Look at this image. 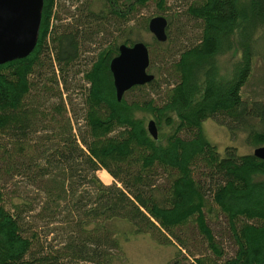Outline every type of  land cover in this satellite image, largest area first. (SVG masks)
I'll use <instances>...</instances> for the list:
<instances>
[{
	"label": "trees",
	"instance_id": "16d2710c",
	"mask_svg": "<svg viewBox=\"0 0 264 264\" xmlns=\"http://www.w3.org/2000/svg\"><path fill=\"white\" fill-rule=\"evenodd\" d=\"M72 1L64 22L60 0H43L33 51L0 65V264H112L126 236L117 223L173 245L171 264H264V160L235 147L218 152L202 127L214 120L231 136L264 145V99L242 95L254 61L264 66V0H189L166 18L167 41L148 44L134 14L148 3L163 12L167 0ZM181 19L197 36L176 48L170 27ZM104 26L122 40L93 50L81 71L79 115L63 92ZM137 42L147 46L155 78L117 101L109 64L121 44ZM155 52L171 57L164 85ZM234 52L225 78L219 58ZM145 90L157 97L125 100ZM100 170L111 185L97 177ZM218 217L235 246L231 257L223 258L207 223ZM53 224L55 245L48 240ZM191 224L213 257L190 251L177 234Z\"/></svg>",
	"mask_w": 264,
	"mask_h": 264
},
{
	"label": "rangeland",
	"instance_id": "374dc122",
	"mask_svg": "<svg viewBox=\"0 0 264 264\" xmlns=\"http://www.w3.org/2000/svg\"><path fill=\"white\" fill-rule=\"evenodd\" d=\"M81 1H92V0H78ZM127 1V0H121ZM189 0H167L165 10L159 11L157 5L155 3H148L145 7L140 8L134 14L133 21L134 25H138V29L140 31V39L142 42L148 44L153 41V36L149 33V31L144 30L142 27L143 22L145 20H150L156 16H162L168 18V16L173 15L175 12L183 9ZM60 8H57L60 19H63L66 22V18L72 13L74 7H72V0H60ZM130 25H133L131 23ZM103 33L96 38V41L100 44H97L96 47L91 46L90 49H87L84 53V60L78 64L74 70H79V74L76 75L73 79L71 77V83L69 85V91L66 93L63 92V99L69 103H72V108L80 115L82 109L84 88L86 84L82 81V73L81 71L87 69L89 67V62L92 59H95L96 55L93 50L98 47L107 49L108 47H113L115 43H120L122 40L120 38V32H116L115 28L112 26H104ZM171 32V40L174 41L176 48L178 47V43H188L193 41L197 32L195 27L192 24H187L184 19L175 20L172 22L170 27ZM100 45V46H99ZM94 47V48H93ZM152 57L149 54V59ZM174 55L172 56V58ZM171 57H165L162 53L155 52L153 54V66L156 69H160L162 73V77H159V82L163 84L164 80L168 79V75L166 72V67L168 65V61H170ZM237 59L236 53H229L225 56L219 58V67L220 73L223 77L229 78L231 68L235 60ZM149 73L154 74L156 70H148ZM164 85V84H163ZM148 91H132L125 95V100L128 102L131 101H141L142 99L157 97V96H149L146 97ZM149 93V92H148ZM243 97L256 98V99H264V66L259 62V60H255L253 63L252 76L247 83V85L242 90ZM69 100V101H68ZM70 108V105H68ZM72 115V112L70 113ZM203 132L208 139V141L213 144L218 152H222L225 148L235 147L239 154H251L253 153L254 147L245 143L244 136L240 133H237L235 136H231L229 132L221 125L217 124L214 120H207L203 123ZM259 147V146H258ZM97 177L100 181L108 186L111 185L114 180L113 178L103 170L97 172ZM207 223L210 229L213 232L215 240L221 245L224 256L231 257L234 254L235 246L230 237V234L226 228L225 221L222 217H218V220H207ZM59 225L53 224L49 227L52 229V234L48 237V240L55 243L60 240V235L58 234ZM117 229L120 232L126 231V236H122L120 238V251H112L114 260L112 264H171L175 258L176 248L171 244H160L152 237L147 234L133 235L131 234V228L125 224H116ZM54 228H57L53 230ZM177 234L184 240L187 247L190 251L196 253L199 251L204 252L205 255L213 257L210 251L207 249L205 242L202 237L197 232L196 226L191 224L188 226H184L177 231ZM53 238L55 240H53ZM58 239V240H57ZM174 243V242H173ZM82 264V263H76Z\"/></svg>",
	"mask_w": 264,
	"mask_h": 264
},
{
	"label": "water",
	"instance_id": "95a60500",
	"mask_svg": "<svg viewBox=\"0 0 264 264\" xmlns=\"http://www.w3.org/2000/svg\"><path fill=\"white\" fill-rule=\"evenodd\" d=\"M43 0H0V65L27 57L34 49L41 19ZM168 21L156 16L148 21L147 29L159 43L167 41ZM150 59L147 46L137 42L132 46L121 44L110 64L117 101L135 86L154 80L148 72ZM149 134L157 138L154 123L147 125ZM253 156L264 160V145L253 151Z\"/></svg>",
	"mask_w": 264,
	"mask_h": 264
}]
</instances>
